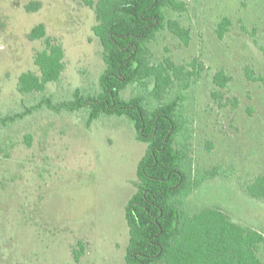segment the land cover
<instances>
[{"label": "rangeland", "instance_id": "1", "mask_svg": "<svg viewBox=\"0 0 264 264\" xmlns=\"http://www.w3.org/2000/svg\"><path fill=\"white\" fill-rule=\"evenodd\" d=\"M182 1L188 10L176 19L190 40L159 33L151 44L152 60L202 66L187 94L196 112L193 155L200 167L221 165L226 171V177L195 191L187 208L191 213L219 208L234 222L264 233V202L247 193L264 175V83L252 82L246 73L249 68L264 77L259 47L264 46V0ZM31 3L42 7L28 12ZM225 18L231 23L220 37ZM40 24L63 44L67 65L45 95L60 102L78 88L99 89L105 64L93 33L94 9L80 0H0V115L41 98L23 97L17 89L20 76L36 70L33 57L43 43L28 36ZM220 71L232 77L224 89L213 81ZM212 92L221 97L214 99ZM86 120L43 109L0 128V264H126V207L148 145L125 116L102 117L90 127ZM80 242L85 252L77 262L73 250ZM259 255L264 260V249Z\"/></svg>", "mask_w": 264, "mask_h": 264}, {"label": "trees", "instance_id": "2", "mask_svg": "<svg viewBox=\"0 0 264 264\" xmlns=\"http://www.w3.org/2000/svg\"><path fill=\"white\" fill-rule=\"evenodd\" d=\"M80 2L95 10L93 33L101 42L105 64L99 89L78 88L60 102L45 95L49 85L60 82L67 65L63 44L40 24L28 36L43 43L33 57L36 70L23 73L17 89L23 97L40 94L41 98L14 114H1L0 128L43 109L87 117L86 127L106 116L127 117L148 149L138 167L136 193L126 207L130 234L126 264H264L259 255L264 249L263 232L234 222L219 208L205 207L195 213L187 208L188 198L204 183L226 177L223 166L200 167L193 155L196 112L187 94L198 83L202 66L178 65L167 57L160 63L152 60L151 44L159 33L169 31L185 43L190 40L189 31L176 19L187 12V4L182 0ZM41 7L31 3L26 8L37 12ZM230 23L227 18L222 21L220 37ZM259 47L264 56V46ZM246 73L252 82L264 83V77L253 70L247 68ZM213 81L224 89L232 77L220 71ZM128 89L132 92L126 98ZM212 96L221 97L216 92ZM247 193L264 202V175L248 185ZM78 247L73 250L77 262L85 252L83 242Z\"/></svg>", "mask_w": 264, "mask_h": 264}]
</instances>
